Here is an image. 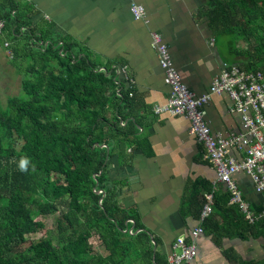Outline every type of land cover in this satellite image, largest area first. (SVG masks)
Returning a JSON list of instances; mask_svg holds the SVG:
<instances>
[{
    "label": "trees",
    "instance_id": "obj_1",
    "mask_svg": "<svg viewBox=\"0 0 264 264\" xmlns=\"http://www.w3.org/2000/svg\"><path fill=\"white\" fill-rule=\"evenodd\" d=\"M197 12L226 39L235 58L227 64L264 75V0H200ZM36 15L26 0H0V47L19 77L18 91L0 101V264H167L136 210L118 204L120 183L107 171L113 156L122 167L134 151L151 155L139 129L154 113H139L146 107L115 65L55 35L52 23ZM189 192L181 209L197 216L202 197ZM228 196L213 194L203 228L264 241V219L247 224ZM55 212L47 232L44 217ZM34 233L42 237L22 247ZM90 236L101 251L89 245ZM224 254L232 264H264V257L241 261L229 249Z\"/></svg>",
    "mask_w": 264,
    "mask_h": 264
},
{
    "label": "crops",
    "instance_id": "obj_2",
    "mask_svg": "<svg viewBox=\"0 0 264 264\" xmlns=\"http://www.w3.org/2000/svg\"><path fill=\"white\" fill-rule=\"evenodd\" d=\"M26 1L37 10L34 20L42 17L52 23L55 35L75 42L92 58L115 65L135 100L145 105L139 113L147 111L150 115L153 106L163 104L168 95L149 46L151 31L160 35L182 82L195 94L206 92L212 77L228 62L215 44V34L198 16L200 0H137L144 7L146 23L131 17L125 0ZM228 105L229 99L222 93L212 95L204 106L211 132L240 130L238 115L229 112ZM152 118L149 125L139 129V136L149 141L151 155L134 151L130 162L122 167L115 156L108 162V177L120 183L118 204L136 210L142 227L158 240L156 250L165 256L167 264L168 254L178 250L172 248L178 236L195 245L196 254L189 264H232L224 254L228 249L241 261L256 259L243 256L239 244L251 238L263 246L261 238L247 236L243 240L230 232L215 236L201 225L206 218H199L204 194L213 198L215 192L227 191L221 184L211 191L213 167L203 158L202 145L188 134L187 120L166 113H154ZM232 178L249 208L259 210L261 195L252 190L248 177L237 172ZM189 188V196L202 197L197 216L189 208L181 209ZM227 220L230 224L231 219ZM197 226L202 233L193 236L191 231Z\"/></svg>",
    "mask_w": 264,
    "mask_h": 264
},
{
    "label": "built area",
    "instance_id": "obj_3",
    "mask_svg": "<svg viewBox=\"0 0 264 264\" xmlns=\"http://www.w3.org/2000/svg\"><path fill=\"white\" fill-rule=\"evenodd\" d=\"M134 20L147 22L144 7L137 0H125ZM2 22L0 21V28ZM149 46L154 51L156 62L162 72V80L168 87V95L161 105L152 108L153 113H166L187 120L188 134L203 147V158L211 164L214 179L211 191L223 185L228 192V203L236 204L248 224L264 219V75L260 71L240 69L234 64L223 63L217 75L212 77L206 92L195 94L182 82L172 63L167 46L160 35L149 33ZM7 43L4 42V45ZM225 93L229 99L228 111L238 115L240 130L237 132H211L204 118V106L212 95ZM242 172L251 183L252 190L261 195L260 209L254 211L241 197L233 175ZM204 203L199 218L211 212L212 198L204 194ZM131 222V220H128ZM131 233V228L125 229ZM202 233L200 226L191 231L193 236ZM168 256V264H189L196 254L195 245L176 237Z\"/></svg>",
    "mask_w": 264,
    "mask_h": 264
},
{
    "label": "rangeland",
    "instance_id": "obj_4",
    "mask_svg": "<svg viewBox=\"0 0 264 264\" xmlns=\"http://www.w3.org/2000/svg\"><path fill=\"white\" fill-rule=\"evenodd\" d=\"M215 44L224 56V59L228 62H234L235 58L232 56L227 47V41L224 37H220L217 34L214 35ZM235 44L237 46H245V43L241 39H236ZM5 48L0 47V101L2 100L5 94H12L18 91L19 77L18 75L12 73V68L7 64L5 54ZM6 96V95H5ZM5 98V97H4ZM20 141V140H19ZM57 212L53 214H48L44 217V230L49 231L53 230L55 225V217ZM42 237L41 233L28 234L25 236V242L22 244V247H25L29 244L30 241H36ZM90 246L96 248L98 251H101L99 246V241L96 236H90L88 239ZM258 239H246L245 242L239 244L240 250L243 256L260 259L264 257V246L259 245Z\"/></svg>",
    "mask_w": 264,
    "mask_h": 264
},
{
    "label": "clouds",
    "instance_id": "obj_5",
    "mask_svg": "<svg viewBox=\"0 0 264 264\" xmlns=\"http://www.w3.org/2000/svg\"><path fill=\"white\" fill-rule=\"evenodd\" d=\"M25 164H26V160H22V161H21V164H20L21 170L24 169Z\"/></svg>",
    "mask_w": 264,
    "mask_h": 264
}]
</instances>
